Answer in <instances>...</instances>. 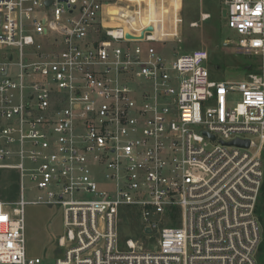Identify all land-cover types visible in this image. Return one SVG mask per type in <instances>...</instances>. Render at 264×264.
<instances>
[{
    "label": "built area",
    "instance_id": "1",
    "mask_svg": "<svg viewBox=\"0 0 264 264\" xmlns=\"http://www.w3.org/2000/svg\"><path fill=\"white\" fill-rule=\"evenodd\" d=\"M181 6L0 0V170L18 176L0 264L43 263L27 206L62 212L54 264H264V0H222L258 60L239 82L213 80L206 50L178 53ZM126 211L152 250L120 241Z\"/></svg>",
    "mask_w": 264,
    "mask_h": 264
},
{
    "label": "rangeland",
    "instance_id": "2",
    "mask_svg": "<svg viewBox=\"0 0 264 264\" xmlns=\"http://www.w3.org/2000/svg\"><path fill=\"white\" fill-rule=\"evenodd\" d=\"M222 0H182L181 39L182 51L206 50L209 53V70L212 79L239 82L248 73L255 72L258 60L254 55L237 49L233 34L226 29ZM206 17V18H204ZM169 43L168 47H173ZM239 101V96H230V104ZM18 197L16 173L0 170V200L15 201ZM264 202H260L259 214L264 222ZM26 242L29 256L41 257L42 264H54L56 241L62 233V212L58 208L27 206L25 208ZM120 241L130 238L142 244L144 251L152 250L156 239L141 232L135 211H126L120 222Z\"/></svg>",
    "mask_w": 264,
    "mask_h": 264
},
{
    "label": "water",
    "instance_id": "3",
    "mask_svg": "<svg viewBox=\"0 0 264 264\" xmlns=\"http://www.w3.org/2000/svg\"><path fill=\"white\" fill-rule=\"evenodd\" d=\"M127 38H131L130 36H127ZM203 134H207V133H203ZM211 139H213V136H210ZM228 145H235V146H239V147H247L248 146V141H241V140H234L231 141L229 143H227Z\"/></svg>",
    "mask_w": 264,
    "mask_h": 264
},
{
    "label": "trees",
    "instance_id": "4",
    "mask_svg": "<svg viewBox=\"0 0 264 264\" xmlns=\"http://www.w3.org/2000/svg\"><path fill=\"white\" fill-rule=\"evenodd\" d=\"M17 179H18V176L16 175V186H17ZM260 202H264V186L262 188V195H261Z\"/></svg>",
    "mask_w": 264,
    "mask_h": 264
},
{
    "label": "bare ground",
    "instance_id": "5",
    "mask_svg": "<svg viewBox=\"0 0 264 264\" xmlns=\"http://www.w3.org/2000/svg\"><path fill=\"white\" fill-rule=\"evenodd\" d=\"M204 18H206V17H204Z\"/></svg>",
    "mask_w": 264,
    "mask_h": 264
}]
</instances>
